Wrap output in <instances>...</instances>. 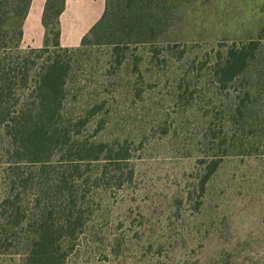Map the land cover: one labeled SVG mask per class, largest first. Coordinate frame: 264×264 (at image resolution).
<instances>
[{
    "label": "rangeland",
    "instance_id": "rangeland-1",
    "mask_svg": "<svg viewBox=\"0 0 264 264\" xmlns=\"http://www.w3.org/2000/svg\"><path fill=\"white\" fill-rule=\"evenodd\" d=\"M46 2L31 0L20 41L0 5V214L12 191L28 216L80 217L66 264H264V0H109L104 19L107 0H65L57 47ZM249 40L256 60L218 84L214 57ZM54 56L68 65L58 122L71 142L31 161L12 125L34 112ZM88 142L104 147L75 150ZM27 226L6 232L0 264H19Z\"/></svg>",
    "mask_w": 264,
    "mask_h": 264
},
{
    "label": "trees",
    "instance_id": "trees-1",
    "mask_svg": "<svg viewBox=\"0 0 264 264\" xmlns=\"http://www.w3.org/2000/svg\"><path fill=\"white\" fill-rule=\"evenodd\" d=\"M11 7L10 16L6 17V34L9 30L16 32L17 41L22 37V25L31 0H0V5L4 4ZM65 0H47L45 11L56 8L49 18L53 19L50 23L48 15L45 13L44 25L45 28L52 26L50 33L52 34V45L59 46V17L64 10ZM22 9L19 15H14V11ZM109 14V0H107V10L103 17L107 18ZM47 16V17H46ZM125 18V17H124ZM124 18H119L122 26L137 24L132 21L124 24ZM149 20H153L149 15ZM155 18V17H154ZM4 20V21H5ZM1 22V21H0ZM100 24V23H99ZM2 24H0V31ZM10 41L13 39L10 38ZM260 47V42L257 40H249L239 42L226 47L222 52H219L213 59L212 69L217 76V83L222 86L234 82L239 76L245 74L251 64L256 60V56ZM68 65L57 56L48 57L38 67V85L35 87L37 95L31 103L34 105V112H28L22 122H15L12 150L14 153L27 154L31 161L49 160L52 154L59 148L71 142L70 131L65 127L66 123L58 122V117H61L63 104L66 100V83H67ZM9 73L0 72V83H7L11 87ZM63 125V126H62ZM75 150L80 152L93 153L102 151L104 145L99 142H88L87 144H79ZM72 145L68 151L73 152L75 147ZM23 152V153H22ZM23 154V155H25ZM219 161L213 160L208 166V172L205 180L218 167ZM19 196L14 192L6 193L2 201L3 212L0 214V242H7L9 237L5 234L7 231L18 229L25 223H28V228L25 231L23 240H19L24 248L20 255L19 264H66L68 254L60 253L62 244L70 243L71 247L76 246L79 239L77 232L80 225V217L74 218L72 215L66 217L62 213L64 220L58 223L56 214L61 212L52 211L44 208L36 214L33 212L29 216L23 212L18 206ZM36 214V215H35ZM64 214V215H63ZM31 219V220H30ZM4 222H3V221ZM32 221V224H31ZM6 236V237H5ZM1 244V243H0Z\"/></svg>",
    "mask_w": 264,
    "mask_h": 264
}]
</instances>
